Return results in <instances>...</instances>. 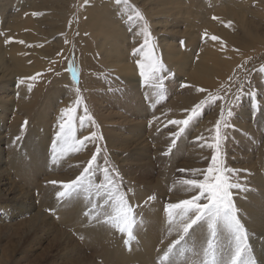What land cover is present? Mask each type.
<instances>
[{"label":"rangeland","instance_id":"rangeland-1","mask_svg":"<svg viewBox=\"0 0 264 264\" xmlns=\"http://www.w3.org/2000/svg\"><path fill=\"white\" fill-rule=\"evenodd\" d=\"M36 1L0 0L1 44L6 42L9 36L6 34L16 29L15 22L21 20ZM62 1L65 3L61 4L67 5L68 10L57 13L59 15L52 19L39 14L36 39L28 42L26 46L29 56L32 53L37 54L41 65L45 66L41 70L57 65L59 52L64 43L71 39L76 41L78 32L72 35L71 31L75 32V29L72 30L70 23L74 22L78 7L71 9L68 6L70 0ZM150 1L121 0L118 4L125 6L120 10V18L115 26L125 29V46H121V51L127 55L129 61L135 60L143 51L140 46H146L149 52L154 51L156 61L163 65V71L157 79L146 84L140 77L128 87V84H122L116 77L120 73L98 61L99 67L96 66L94 70L87 69L85 73L88 80L86 88L82 85V73L76 68V79L72 78L70 72L63 79L67 83L54 82L52 78L45 89L47 94L41 95L33 102L35 120L44 116L47 125L50 124L48 129L55 132L61 122L62 108L63 110L70 108L73 106L70 104L71 101L75 105L76 100L82 98L77 113L82 115V107L84 104L87 105L88 114L93 122L86 121L81 125L77 119L74 123L76 139L90 136L92 132L96 133L98 139L86 146H78L79 151L71 153L72 155L62 162V171L47 167L46 173L39 180L41 183L51 176H59L61 182H71L81 174L89 158L99 147L101 151L90 181H86L87 190L81 188L71 197L60 198L57 194L64 190L60 186L57 189L60 191L55 196L53 191L47 196V199L51 198L56 202L49 206L43 204V193L30 186L32 178H27V174L40 169L44 156L34 160L30 153L25 152V145L29 146L31 142L21 144L16 150L7 146L16 118L21 117L18 110L21 83L17 74H11L9 70L0 72V77H3V81H0V264H203L204 250L210 238L206 222L194 226V229L190 230V236L181 245H177L170 254L169 260L163 259L168 247L178 239V234L173 230L171 236L169 228L172 226L168 222L166 206L169 203L191 199L197 194L195 189L189 191L183 180L202 179L201 170L210 166L213 155L222 160L221 166L224 169L234 170L232 178L241 184L240 189H233L235 208L247 230L251 258L255 264H264V71H261L264 69V0H236L240 2V14L228 24L236 39L245 42L248 37L251 38V43L244 47L245 50L242 48L237 53V63L228 71L232 72L231 75L234 74L240 62L245 63L251 57L255 62L251 69L245 64L246 73L244 71L241 73H245L243 79L241 77L244 81L241 89L236 93L234 90L228 91L226 96H221L223 93L221 90H208L206 86L194 88L195 83L187 80L185 69L180 66H176L175 69L165 60L163 50H166V46L162 36L169 39L174 32H178L179 37L173 39L175 40L173 43L176 44L177 51H186L187 33L198 34L197 27L191 26L194 23L193 18L202 21L211 15L221 23L218 13L214 11L218 5L222 7L233 0H197V4L183 0L187 3L174 10L175 19L168 21L169 16L163 14L159 17L161 23L157 24L144 14L145 6L149 5ZM75 3L77 5V0H71V4L75 6ZM189 8L194 11V15L186 13V9ZM178 9H182V12ZM136 11L143 15V21L136 18ZM142 22L144 26L140 29ZM154 26L156 31L151 34L152 38L146 39L147 45H138L137 40L140 39L138 33L142 34L146 28L151 32ZM7 29L10 30L8 33ZM28 33L25 30V34ZM156 34L160 35V41L156 40ZM205 37V34L199 37L194 48L195 55L197 48L204 44ZM136 48H140L141 51L134 55L133 50ZM195 55L190 51L191 58ZM4 61L7 66V61ZM90 75L93 77L89 79ZM93 83L94 87H91ZM90 87L92 91L96 87L94 93H91ZM73 88L79 89V93ZM81 93L86 95L84 100L83 96H80ZM237 95L240 96L239 100L235 99ZM214 97L222 99L214 100ZM201 102L204 103L202 115L186 127L183 133L179 131L183 125L168 123L170 120L186 119L191 109ZM139 105L142 108L137 107ZM222 111L228 126L224 127L221 122L220 137L217 140L215 125ZM229 111L232 112L231 116H228ZM160 117L164 120L160 121ZM133 133L135 141L132 140L126 148L111 145V139H117L120 135L128 138ZM173 140L176 141L175 146L172 144ZM209 144L213 147H209ZM17 158L23 163L34 164L32 167L21 169L25 172L24 176L15 168ZM105 167L110 170L114 191L124 195L135 213L133 239L128 240L126 234L120 233L116 227L122 244L132 249L136 248L135 253L139 260L135 259L133 262H122L117 259L106 263L98 249L90 251L85 248L88 243L80 239L84 230L73 224L72 208L77 204L85 207L82 211L83 217L89 213L97 216L98 212L103 210L114 212L113 202L108 199V194L106 192L97 194L95 190L97 184L104 183ZM20 175L22 179L19 178ZM161 216L167 218L165 227L169 230L166 237L161 235ZM144 229L150 241L147 246L139 240ZM152 230L155 232L156 241L153 240ZM218 234L221 253L227 257L231 248L228 234L222 226L218 228ZM145 248L147 250H144Z\"/></svg>","mask_w":264,"mask_h":264},{"label":"bare ground","instance_id":"bare-ground-1","mask_svg":"<svg viewBox=\"0 0 264 264\" xmlns=\"http://www.w3.org/2000/svg\"><path fill=\"white\" fill-rule=\"evenodd\" d=\"M196 1L197 0H190L191 3H195ZM61 3L65 2L62 0H37L33 3L34 5L30 7L31 10H29V12L26 14L24 13L23 18L21 17V20L19 19L20 14L22 15V12L19 14V21L15 20L17 22L14 24V28L16 29L12 30L10 34H6L9 35L6 39V42H3L2 44L0 43V72L3 73L2 70H9L11 74H17L20 83L23 81V83H21V88L19 89L21 101L18 105V110L21 112V117L16 118V121L12 127V132L10 134L11 140H8L7 146L14 147V150H16L21 144L31 142L29 146L25 145V152L30 153L32 156L31 158L34 160L44 156V161L40 169L37 172H30L27 174V178H32L30 186L35 187V189L43 193V204H48V206L55 203L56 200L51 198L47 199V196L50 195L51 191L54 192L53 195L55 196L60 191L57 189L61 186L60 183L53 184L51 182H61L60 177L51 176V178H46L41 183L39 182L40 178L46 173L47 167H52L62 171V162L67 160L68 156L72 155L71 153H74L77 150L69 149L68 151L61 153L60 143L57 141V132L59 128L56 129V132L55 130H50V128L48 129L50 124L49 126L47 125V119H45L44 116H40L39 120H35L34 118L35 108L33 106V102L37 101L41 95L47 94L45 91L47 83H49L52 78L54 82L57 81L61 83L64 81L63 79L69 74L68 65H73L82 73V85L86 88V86H88L87 76L85 75L87 69L94 70L96 66H98V61H101L108 67H112L117 73H120V75L116 77L120 79L119 81L122 84H128L129 87V85H133V82L141 77L137 61L147 63V59L149 57L153 61L157 60V56L154 55V51L153 53L149 52V49L146 48V46H140L143 51L135 58V60L132 61H129L127 59V55L121 51V46H125V29L116 27L115 23L120 18V10H122L125 4L119 5L116 0H77V5L75 3L74 6V4H71L70 0V5L68 1V6H70L71 9H75V7L77 9L78 7L75 20L74 22L70 23L72 30L75 29V32L71 31L72 35L73 33L78 32L76 33V41L71 39L70 41L64 43L61 52H59V60L57 61V65H52L48 67L47 70H41L44 69L45 66L41 65L42 63L37 54L32 53V55L29 56V54L26 52V46L28 42L35 41L36 39V30L39 28L38 15L40 14V16L47 17L49 19L55 18L56 15H59L57 13L63 11L66 12L68 10L67 5H62ZM186 3L187 2H184L183 0H151L150 4L145 6L144 14L149 16L150 21H154L155 24L161 23V21H159V17H161L160 15L163 14L168 15V21H171L176 18L174 10L181 8ZM239 4L240 2L233 0L232 2L229 1L222 7H219V5L217 6V10L214 12H216V14L218 13L217 15L219 16V21H221V23H218V19L212 17L211 15L210 17L206 16L202 21H196L194 17L192 21L194 23L191 26L197 27L198 34L196 35L195 33H187L186 38L188 44L186 46V51H177L176 44L173 43L175 41L173 39H178L179 37L178 32H174L171 35V38L169 37V39L165 36H162L166 46V50H163L165 60L175 69L176 66H180V68L185 69L187 80H191V82L195 83L194 88L199 89V86H206V89L208 90H221V92H223L221 96H226L228 91L234 90L236 93L241 89V85L244 82L242 79L246 73L245 64H247L248 68L250 67L249 69H251L255 59L251 57L247 59V62L245 63L240 62V65L232 75V72L228 71L235 67L238 59L236 56L237 53L240 52L242 48L245 50L244 47L246 45L249 46L251 43V38L248 37L245 42H241L239 39H236V37L232 34L231 26L228 24L230 20L240 14ZM178 10L182 12V9ZM24 12H26V10ZM186 13L194 15V11H191L190 8L186 9ZM143 26L144 23L140 24V29H142ZM25 30L29 32L28 35L25 34ZM7 31L8 29L6 32ZM155 31L156 28L154 26L151 32L146 28L142 34L138 33L140 37V39L137 40L138 45L145 44V40L149 37L152 38L151 34ZM203 34L206 35L204 40L205 42L200 48H197L198 51L195 55L194 48L199 37L201 38ZM212 36H216L218 39L213 41L211 39ZM1 40L2 39L0 37V41ZM156 40L160 41L159 34H156ZM21 41H23V43H21ZM190 51H192V53L195 55L192 58L190 57ZM34 56L35 58H33ZM4 60L7 61V66L5 65L6 63H3ZM39 70H41V72H39ZM242 71L245 73L241 74ZM229 74L231 76H228ZM32 77H36V79L33 80L31 79ZM92 77L93 75L88 76L89 79ZM1 80L3 81V77H0V81ZM93 85L94 83L90 86L92 87ZM71 87H73V85ZM91 87L90 91L91 93H94L96 87L93 88V90L95 89L94 91H92ZM124 88L125 86L123 89ZM73 89L77 91L76 88ZM129 89L131 90V88ZM85 90L87 91V89ZM81 94L80 96H83L84 100L86 95L84 96V94ZM91 95L90 97L92 98ZM76 96L77 95L75 94L74 97ZM70 104L75 106L73 101H71ZM137 107H140V105ZM170 112L173 113L171 110ZM170 119H172V117ZM162 120L164 119L162 118ZM162 120L160 117V121ZM25 122L27 123L25 124ZM74 123H76V121ZM160 130L162 131V129ZM132 140L135 141L134 133L128 138L120 135L117 139H111V145H118L122 148H126L128 144L132 142ZM16 161L15 168L17 171H20L19 173L22 176H24L23 174L25 172H23L21 169H24V167L29 168L34 166L33 163H23L21 162L22 160L18 158ZM21 175L19 177L20 179L23 178ZM43 183H45L44 186ZM84 208L85 207L77 204L72 208L74 210L72 216L74 219L73 224L84 230L80 239H83L85 240L84 242L88 243V246L85 245L87 250L94 251L95 249H98L106 263L108 261L112 262V260L117 261V259H119V261L121 260L122 262H133L135 259L139 258L135 253L136 248L132 249V247L129 248L122 244V238L117 233L116 226L109 223L108 220L104 221L105 219H108V215L114 214L112 210L100 211L98 212L97 216L94 215L95 217L92 216L91 213L83 217L82 215L84 214L82 211L85 210ZM59 210L61 211V209ZM93 214H95V212ZM147 220L150 221L149 218ZM166 220L167 218L164 216L160 217L162 227L161 235L163 237H166L167 230L169 229L171 231V236L173 235L172 227L169 229L165 227ZM145 232L146 231L144 229L139 240L144 242L147 246L150 241L148 240L147 234ZM152 233L153 240L156 241L157 239L155 237L154 230H152ZM144 250H147V248Z\"/></svg>","mask_w":264,"mask_h":264},{"label":"snow or ice","instance_id":"snow-or-ice-1","mask_svg":"<svg viewBox=\"0 0 264 264\" xmlns=\"http://www.w3.org/2000/svg\"><path fill=\"white\" fill-rule=\"evenodd\" d=\"M116 2L120 3L121 0H116ZM135 15L139 20H144L143 15L139 11H136ZM129 18L131 19L132 17ZM211 39L215 41L218 37L212 36ZM21 43H23V41H21ZM145 45H147V40H145ZM140 51V48H136L133 50V54H138ZM137 63L140 69V76L146 84L151 80L157 79L159 74L163 71V65L158 61L151 60L150 57L147 59V63H142L140 61H137ZM68 71L71 73L72 78L76 79L77 69L73 65H68ZM261 71H264V69H261ZM31 79L35 80L36 77H32ZM21 83H23V81H21ZM201 91H203V89H201ZM77 93H79V89H77ZM213 99H222V97H214ZM235 99L239 100L240 96L237 95ZM81 103V99H77L75 106L62 110L61 122L57 132V141L60 143L61 153L69 149L79 151L78 146H86L88 143H93L98 139L95 132L91 133L90 136H83L82 139H76L74 122L77 119H79L81 125L85 124L86 121L93 122L92 117L88 114L89 109L86 104L82 107L83 114H77L78 109L81 107ZM203 107V102L198 103L191 109L186 119L170 120L168 123L183 125L184 127L179 129L180 133H183L186 127L199 119L202 115ZM231 115L232 112L229 111L228 116ZM221 122H223L224 127L228 126L223 111L221 112L220 119L215 125L217 140H219L220 137ZM26 123L27 122H25V124ZM173 135L178 134L173 133ZM175 143L176 141L173 140V146H175ZM208 146L213 147L212 144ZM216 147L218 148V144ZM100 151L101 149L97 147L96 152L87 162V166L84 167L83 171L76 179L68 183L51 182L53 184L60 183L62 189H64L57 194L58 197H71L73 193L79 191L81 188L87 190L86 181H90V176L96 165ZM169 151H171V149H169ZM221 165L222 160H220L217 155H213L210 166L205 170H201L202 179L183 180V184L188 186V190L191 191L195 189L197 190V194L191 199H184L177 203L167 204L166 211L169 218L168 222L172 226V230L178 234V239L174 240L164 253L163 259L165 261L169 260L170 254L176 246L181 245V243L190 236V230H193L194 226H199L202 222H206L210 238L204 250L205 260L203 264H255L249 252L250 244L248 242L247 230L238 217V211L235 208L233 199V189H240L241 184L233 180L232 171L234 170L224 169ZM103 174L104 183L97 184L95 190L97 194L106 192L108 194V199L113 202L114 214L108 216V222L115 225L120 233L126 234L128 240H131L133 239V229L136 225L135 213L124 195L114 191V182L108 167L103 169ZM151 199H154V197H151ZM221 226L227 232L231 244L227 257L222 255L220 249L218 228ZM127 242L128 241H126V243Z\"/></svg>","mask_w":264,"mask_h":264}]
</instances>
